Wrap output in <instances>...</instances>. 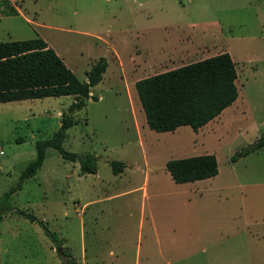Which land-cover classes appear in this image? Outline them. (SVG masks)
<instances>
[{
    "label": "rangeland",
    "instance_id": "374dc122",
    "mask_svg": "<svg viewBox=\"0 0 264 264\" xmlns=\"http://www.w3.org/2000/svg\"><path fill=\"white\" fill-rule=\"evenodd\" d=\"M11 1L21 14L0 18V41L41 37L81 81L99 58L107 68L91 88L97 100L71 114L62 142L66 151L94 154L97 174H80L78 162L47 148L0 221V264H63L60 247L29 214L78 264H93L95 254L109 264L110 251L125 264L138 256V264H264V147L231 161L264 136V0ZM184 36L197 45L183 56ZM222 52L235 63L237 99L197 131L151 130L135 82ZM73 100L0 102V199ZM205 153L216 156L214 177L177 184L165 168ZM109 160L133 167L118 176Z\"/></svg>",
    "mask_w": 264,
    "mask_h": 264
},
{
    "label": "trees",
    "instance_id": "16d2710c",
    "mask_svg": "<svg viewBox=\"0 0 264 264\" xmlns=\"http://www.w3.org/2000/svg\"><path fill=\"white\" fill-rule=\"evenodd\" d=\"M16 14L18 11L10 0H0V15ZM106 67V59L99 58L87 71L86 81H81L40 37L0 41V102L69 95L74 98L68 113L61 114L59 128L50 138L36 142L35 157L22 170L17 184L1 197L0 221L5 213L12 210L9 202L12 194L20 190L23 182L34 176L42 166L47 148L56 149L66 160L78 162L82 174L96 173L97 158L94 154L66 151L62 142L67 129L75 122L71 114L82 109L89 98L97 100L90 91L102 80ZM237 77L230 54L222 52L141 78L135 82V88L151 130L169 132L180 126H190L197 131L237 99ZM262 147L264 136L232 155L231 161ZM109 165L115 174L125 167L123 162L117 160H110ZM165 168L175 183L203 180L218 173L217 159L212 153L170 159L166 161ZM27 217L32 222H39L54 246L61 248L63 264H76L69 251L61 247L63 241L55 232L35 216L29 214Z\"/></svg>",
    "mask_w": 264,
    "mask_h": 264
},
{
    "label": "crops",
    "instance_id": "0c3cea01",
    "mask_svg": "<svg viewBox=\"0 0 264 264\" xmlns=\"http://www.w3.org/2000/svg\"><path fill=\"white\" fill-rule=\"evenodd\" d=\"M11 1V0H10ZM11 3L15 6V8L17 9V11H18V14H21V11H20V8H19V6L17 5V3H15L14 1H11ZM18 14H16V15H18ZM11 16H13V15H8V16H2V15H0V18H8V17H11ZM28 20V19H27ZM36 38V37H35ZM41 38V37H40ZM43 39V38H42ZM44 40V39H43ZM47 43V42H46ZM188 46H187V45ZM47 45H48V43H47ZM178 45H182V47H179V50H177V53H179V55H185V54H187V52L189 51V49H190V47H195L196 48V43H195V41H194V38L192 37V36H184V37H180L179 39H178ZM49 46V45H48ZM185 48H184V47ZM187 47V48H186ZM52 48V47H51ZM56 52V51H55ZM177 53H175V54H177ZM172 54H166L162 59H160V60H157V61H155L154 63H160V61H163V59H165V58H167V57H170ZM174 55V54H173ZM178 59H179V57H178ZM175 60H177V58L175 59L174 58V60L172 61H168L169 63H171V64H173L174 63V61ZM198 61V60H197ZM193 62H195V61H193ZM143 63V62H142ZM153 63V64H154ZM191 63V62H190ZM183 65H185L184 63H182ZM188 64V63H187ZM143 65H144V63H143ZM182 66V65H181ZM173 67H175V66H173ZM107 68V67H106ZM177 68V67H176ZM171 69H175V68H169V69H167V70H171ZM150 70H153V68H151V67H149V69H145L144 71H150ZM167 70H164V71H167ZM106 71V70H105ZM163 71V72H164ZM105 73V72H104ZM103 73V74H104ZM103 79V78H102ZM98 84V83H97ZM91 92H92V90L90 91V94H91ZM91 95H93V94H91ZM37 99H39V98H37ZM27 100V99H26ZM20 101V100H19ZM62 114V113H61ZM218 117V116H217ZM216 117V118H217ZM146 119V118H145ZM215 119V118H214ZM213 119V120H214ZM213 120H211V121H213ZM211 121H209L208 123H210ZM207 123V124H208ZM147 124V123H146ZM206 124V125H207ZM205 126V125H204ZM110 161V160H109ZM109 161H108V164H109ZM125 164V167L123 168V170L121 171V172H119V173H117V174H115V173H113V174H115V175H118V176H122L123 174H125L127 171H128V169L130 168V167H133V164H129V163H124ZM130 167H129V166ZM110 166V165H109ZM42 167V166H41ZM40 167V168H41ZM112 170V169H111ZM97 172V171H96ZM113 172V171H112ZM148 173H149V168H147L146 167V171H145V178H148ZM80 174H82L81 172H80ZM97 174V173H96ZM198 181V180H197ZM195 182V181H194ZM187 183V182H186ZM177 184H182V183H177ZM133 191H131V190H127V191H125V192H123V193H126L125 195H129V194H131ZM144 194H146L145 192H144ZM69 251V250H68ZM111 253V255H112V258L110 259V261H109V264H125L124 263V261H123V259H121V257H120V255H118V254H115L114 252L112 253V251H110ZM69 253H70V251H69ZM71 254V253H70ZM73 257V259L75 260V262H76V264H78L77 263V261H76V258L74 257V256H72ZM94 258V262H93V264H98V262L100 261L99 259H100V257L98 256V255H96L95 254V256L93 257ZM138 259H139V256L137 257V259L135 260V264H138ZM100 263L101 264H105L104 263V261L103 260H101L100 261Z\"/></svg>",
    "mask_w": 264,
    "mask_h": 264
},
{
    "label": "water",
    "instance_id": "95a60500",
    "mask_svg": "<svg viewBox=\"0 0 264 264\" xmlns=\"http://www.w3.org/2000/svg\"><path fill=\"white\" fill-rule=\"evenodd\" d=\"M58 251L61 252V249L59 248Z\"/></svg>",
    "mask_w": 264,
    "mask_h": 264
}]
</instances>
